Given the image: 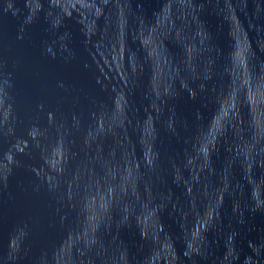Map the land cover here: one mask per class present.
<instances>
[{"label": "water", "instance_id": "obj_1", "mask_svg": "<svg viewBox=\"0 0 264 264\" xmlns=\"http://www.w3.org/2000/svg\"><path fill=\"white\" fill-rule=\"evenodd\" d=\"M0 264H264V0H0Z\"/></svg>", "mask_w": 264, "mask_h": 264}]
</instances>
